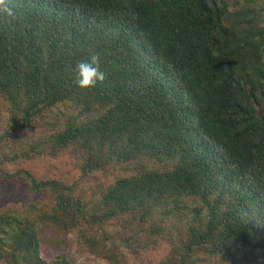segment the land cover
Listing matches in <instances>:
<instances>
[{
  "label": "trees",
  "instance_id": "16d2710c",
  "mask_svg": "<svg viewBox=\"0 0 264 264\" xmlns=\"http://www.w3.org/2000/svg\"><path fill=\"white\" fill-rule=\"evenodd\" d=\"M0 178V264H264V0H4Z\"/></svg>",
  "mask_w": 264,
  "mask_h": 264
},
{
  "label": "rangeland",
  "instance_id": "374dc122",
  "mask_svg": "<svg viewBox=\"0 0 264 264\" xmlns=\"http://www.w3.org/2000/svg\"><path fill=\"white\" fill-rule=\"evenodd\" d=\"M67 158L63 156L60 160H54L53 162L48 159H35L28 163L26 166L32 169L38 175L46 176L48 174H57L56 171H61L65 168H70L71 165ZM59 174V173H58ZM29 190L27 188V182L23 178H17L14 180H3L0 178V210L5 209L9 205L20 206L26 200H29ZM107 230L112 232L114 231L113 225H109ZM46 237L52 235V230L47 229L45 231ZM68 246L66 250V256L71 257L74 255L76 251H79L80 245H78L77 233H70L68 235ZM51 250H48L47 257L51 260L57 256V253L60 252L53 247H50ZM164 253L163 248H159L153 252H151L148 257L152 260V262L156 263L160 257H162ZM131 257H128L130 259ZM85 259L91 260V264H106V260L101 258H96L87 251L82 252V255L79 257V262L82 264L85 263Z\"/></svg>",
  "mask_w": 264,
  "mask_h": 264
},
{
  "label": "clouds",
  "instance_id": "9594fccd",
  "mask_svg": "<svg viewBox=\"0 0 264 264\" xmlns=\"http://www.w3.org/2000/svg\"><path fill=\"white\" fill-rule=\"evenodd\" d=\"M4 0H0V5ZM7 10V9H6ZM101 58L99 55H93L89 59L81 60L76 65L77 79L76 84L81 89L94 88L98 83L105 79V73L100 67Z\"/></svg>",
  "mask_w": 264,
  "mask_h": 264
}]
</instances>
